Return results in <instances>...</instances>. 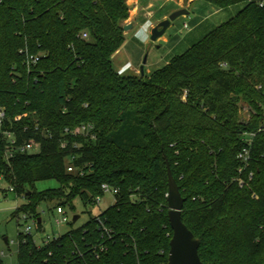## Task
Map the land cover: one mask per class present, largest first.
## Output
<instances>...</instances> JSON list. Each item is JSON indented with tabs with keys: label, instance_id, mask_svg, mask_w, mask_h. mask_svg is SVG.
<instances>
[{
	"label": "trees",
	"instance_id": "trees-1",
	"mask_svg": "<svg viewBox=\"0 0 264 264\" xmlns=\"http://www.w3.org/2000/svg\"><path fill=\"white\" fill-rule=\"evenodd\" d=\"M204 1L244 7L141 76L113 64L126 41V0H0L4 126L17 144H40L37 153L7 160L0 138V173L26 199L13 217L39 218L46 201L92 203L103 183L119 189L99 215L110 236L97 217L42 245L20 232L17 264H168L173 230L165 156L202 261L264 264V131L243 173L237 159L244 133L264 122V0ZM82 123L94 128L65 132ZM71 157L76 172L68 171ZM45 179L60 186L36 190Z\"/></svg>",
	"mask_w": 264,
	"mask_h": 264
},
{
	"label": "rangeland",
	"instance_id": "rangeland-1",
	"mask_svg": "<svg viewBox=\"0 0 264 264\" xmlns=\"http://www.w3.org/2000/svg\"><path fill=\"white\" fill-rule=\"evenodd\" d=\"M126 2L130 9V16L124 24H132V27L125 30L126 41L113 56V64L117 70L124 64L125 71L141 76H148L166 65L174 56L184 53L207 33L232 18L244 7V4L240 3L218 8L204 0H126ZM181 8L187 9L189 13L172 21L166 32L153 41L151 39L152 29L168 18L173 11ZM185 24L188 25L187 28ZM143 64L144 75L140 72ZM244 107L247 108L246 105ZM244 107L243 117H245ZM59 186L56 179L40 180L35 185L38 191ZM8 189V183L0 173V254L3 264H17L19 233L24 232L31 221L24 220L21 215L19 218L13 217L15 208L26 203V199ZM114 203L115 197L111 193H106L99 205L85 204L80 197H77L73 201V206L63 205L70 221L58 227L55 224V218L59 201L42 202L38 206L42 229L38 230L32 226L31 234L34 240L42 245L47 236L55 237L72 228L80 227L90 217L98 216ZM76 215H79V219L74 223L73 218Z\"/></svg>",
	"mask_w": 264,
	"mask_h": 264
},
{
	"label": "built area",
	"instance_id": "built-area-1",
	"mask_svg": "<svg viewBox=\"0 0 264 264\" xmlns=\"http://www.w3.org/2000/svg\"><path fill=\"white\" fill-rule=\"evenodd\" d=\"M187 27H188V25L185 24V28H187ZM83 37L84 38H87L88 36H87L86 33H84L83 34ZM31 60L34 63H36V62H38L40 60V56H31ZM125 70L126 69H124L123 71H125ZM123 71H120V72H123ZM244 110H245L244 121H247V120L250 119L249 109L245 107ZM20 118H21V116L19 115L15 119L16 120H19ZM5 119H6L5 109L0 106V138L1 137H4L5 140H6V142H7V144H6V149H7L6 150V159L7 160H9V158L15 156V154H17V153H21V154H32V153L39 152V150H40V144H38V143L31 142V141H26V142L17 144V140H16V137H15L14 132L11 131L9 128H6L4 126ZM93 128L94 127L91 124L82 123V124L77 125L73 130H71L69 128H66L65 132L66 133H72L73 136H77V135L88 134V133L91 132V130ZM261 131H264V122L261 124V126H260V128L258 129L257 132H245L244 133V140L246 142V145L237 154V159H239L240 162H241V167L239 169V172L240 173H243L250 166V164L252 162V157H253L252 156L253 140H254L256 134L258 132H261ZM47 135L48 136H51L50 133L47 134ZM92 136H94V135L92 134ZM65 146H66V143L65 142H62V147H65ZM75 146H78V145L75 144ZM73 159H74V157H71V159L69 161L70 162L69 165H68V171L69 172H76L78 170V168L73 164V161H72ZM252 175L253 174H251V177L250 178H252ZM238 181H239V183L241 185H244L245 184V181L241 177L238 179ZM8 190L15 192V189H14L13 186H9V189ZM101 190L103 192V195H98V196L93 197V201L90 204L99 205L100 204V201H101V198H103V196L106 193H111L115 197V201H116V196L119 193V189L117 187H114V186L110 185L109 183H103L101 185ZM0 202H1V199H0ZM18 207H19V205L15 208V210H17ZM56 213H57V216L55 218V224H56V226L59 227V226H61L63 224L69 223L70 219H69L66 211L64 210V206L63 205H57V207H56ZM20 215L22 216V218L24 220H30L31 221V224L26 226L25 231L23 232L24 234H31V228H32V226H35L37 228V225L39 223L42 224V219L39 222V219L41 217L37 218V217H34V216L29 215L26 212H21L17 216V218H19ZM99 215L96 216L97 217V220L99 222V225L103 229V232L105 234L109 235L110 234V230L103 224V222H102L101 218L99 217ZM55 237H57V236H55ZM55 237L47 236L46 240L43 241V244L49 243Z\"/></svg>",
	"mask_w": 264,
	"mask_h": 264
},
{
	"label": "water",
	"instance_id": "water-1",
	"mask_svg": "<svg viewBox=\"0 0 264 264\" xmlns=\"http://www.w3.org/2000/svg\"><path fill=\"white\" fill-rule=\"evenodd\" d=\"M189 11L181 8L173 11L168 18L162 20L151 31V39L156 41L161 37L171 25V22L181 15L188 14ZM132 24H126L124 30H128ZM146 59L144 60V64ZM144 64L141 66V74L144 75ZM168 172V217L173 236L170 240V251L168 257V264H206L202 261L199 248L200 239L196 238L192 230L184 223L182 212L185 198L183 197L180 187L175 180L170 163L165 156ZM79 219V215L74 216L73 222ZM41 218L39 219V222ZM6 241L7 238H6Z\"/></svg>",
	"mask_w": 264,
	"mask_h": 264
},
{
	"label": "crops",
	"instance_id": "crops-1",
	"mask_svg": "<svg viewBox=\"0 0 264 264\" xmlns=\"http://www.w3.org/2000/svg\"><path fill=\"white\" fill-rule=\"evenodd\" d=\"M119 71H123L124 70V64L121 65L119 68H118Z\"/></svg>",
	"mask_w": 264,
	"mask_h": 264
}]
</instances>
